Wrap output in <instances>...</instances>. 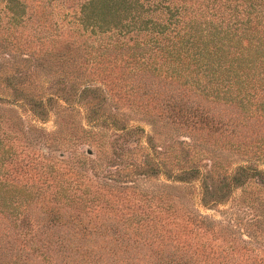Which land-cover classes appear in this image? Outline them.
Returning <instances> with one entry per match:
<instances>
[{"label": "trees", "instance_id": "16d2710c", "mask_svg": "<svg viewBox=\"0 0 264 264\" xmlns=\"http://www.w3.org/2000/svg\"><path fill=\"white\" fill-rule=\"evenodd\" d=\"M194 182L251 231L164 202ZM0 264H264V0H0Z\"/></svg>", "mask_w": 264, "mask_h": 264}, {"label": "rangeland", "instance_id": "374dc122", "mask_svg": "<svg viewBox=\"0 0 264 264\" xmlns=\"http://www.w3.org/2000/svg\"><path fill=\"white\" fill-rule=\"evenodd\" d=\"M77 1V0H75ZM68 8L65 5H60L59 9H55L57 15H60V13H62L63 11H66ZM152 103V102H151ZM148 106H150V103L148 102ZM156 108V106H154V108H151L153 111ZM128 112V116L131 119V124L135 125L138 124L141 127L144 128V130L148 133H150V127L148 124H146V122L139 120L138 118V114H140L141 112H134L136 110L133 109H127L126 110ZM79 115L77 114H70L65 116V118L63 120H65V125H66V133L64 135V138H68L70 141L68 142V146L67 149L65 150L67 153H65V156L67 154V157L64 159L65 165L68 164H76V150L77 149H81V148H85V147H90L92 150H94L93 146H90L88 144L86 145H81L79 142L83 141V138L79 132V130H77V124L75 122V120H78ZM53 119L54 116L51 115L48 118H46L44 121H40L37 122V126L42 128L44 132L48 133L51 130L54 129V125H53ZM162 133H160L161 135L163 134L164 136V143L165 145L167 143H169L170 147L167 146V152H169V155H171L174 151V138H180L181 135H177L176 133H174L173 130H171V125H166L164 127L161 128ZM184 134V133H181ZM110 140V134H106L105 136L99 137L97 138V141L95 144V148H99V150L104 151L103 152H99V155L104 158L105 157V152L108 151V142ZM172 152V153H171ZM171 153V154H170ZM64 156V157H65ZM205 160V159H204ZM100 164L102 166L107 164V158H104L100 161ZM160 179L168 182L167 178L164 176H160ZM150 182V183H148ZM151 184H155V180H148L147 183L145 184L144 188L145 191H147L148 193H151V191H157V189L151 185ZM194 188L192 187V190L190 188H183L182 191H179V189H177V187H167L162 189L163 191L167 192V194L165 195V201L168 204L170 202L174 201V195L179 194L180 195V199L178 200V203L180 204L181 202L184 203V207L186 208V210H188V212H191L194 210V212L200 214V217L202 219H207L210 224L216 228L217 232L214 234H208L207 236L209 237V241L214 245L216 240H214L213 236L217 235L218 230H221V226L223 224L225 225H231V229L229 230V232L233 231L234 236H238L239 232L244 231L245 233H248L249 231H251V229L253 228V224L252 221L253 219H258L256 214L260 213L261 211H263V208L260 207V205L257 206H250L247 205L245 202H242V196L245 193H242L239 189H234L229 197V199H227L224 202H219L217 203V205H214L213 207L209 208V207H205V206H201L198 202V197H199V189L197 186V182H194ZM160 188V187H159ZM194 189V190H193ZM163 202V203H164ZM256 216V217H255ZM233 236V235H232ZM237 243V241L235 242ZM238 244V243H237Z\"/></svg>", "mask_w": 264, "mask_h": 264}]
</instances>
